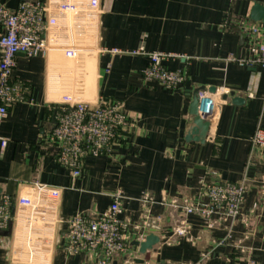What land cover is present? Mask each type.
<instances>
[{"label":"crops","instance_id":"1","mask_svg":"<svg viewBox=\"0 0 264 264\" xmlns=\"http://www.w3.org/2000/svg\"><path fill=\"white\" fill-rule=\"evenodd\" d=\"M39 1L49 3L56 18L52 47L46 56H17L13 76L28 91L0 125V201L9 195L13 214L22 212L16 199L29 196L34 183L58 187L60 196L54 213L34 225L17 220L0 231V264H99L101 253H67L66 220L76 214L95 218L116 194L123 197L120 216L129 223L130 243L118 264L139 258L189 264L203 254L207 264H264V150L252 148L256 129L264 128V66L229 59L257 57L264 23L250 14L264 0H97L96 7L70 0L77 3L64 12L57 6L63 0ZM0 3L15 9L19 0ZM141 48L175 55L163 64L183 70L187 80L175 90L145 81L150 59L133 54ZM200 87L223 100L221 115L204 142L187 141L191 95ZM232 91L244 103L222 98ZM101 96L121 103L130 129L111 155L88 156L82 175L73 177L46 138L62 102L95 104ZM243 180L248 190L236 220L210 227L201 216L168 204L197 200L207 182ZM145 192L155 199L148 207L140 201ZM183 221L187 233L179 235ZM151 229L161 242L143 256L133 243Z\"/></svg>","mask_w":264,"mask_h":264},{"label":"built area","instance_id":"2","mask_svg":"<svg viewBox=\"0 0 264 264\" xmlns=\"http://www.w3.org/2000/svg\"><path fill=\"white\" fill-rule=\"evenodd\" d=\"M84 2L78 0L79 4ZM76 3L63 0L57 6L64 12L74 8ZM87 3L96 7L98 2L88 0ZM51 13V5L39 0H19L15 9L0 3V125L12 105L27 99V84L13 76L17 56H46L51 50V25L56 23V18ZM253 31L258 33L259 29L254 27ZM254 50L258 53L255 59H240L236 56L229 59L240 64L264 66V44L256 46ZM67 54L73 55L74 50L67 49ZM133 54H143L150 59L149 66L143 72L145 81H155L169 90H175L187 80V73L183 70H170L164 66L165 60L175 56L171 53L146 51L141 48ZM200 98L207 100L205 108L200 110V116L210 123L209 132H212L218 125L223 100L209 94L207 90L200 93ZM55 118V126L46 142L56 149L57 161L69 169L73 177L82 175L88 156L111 155L114 145L122 142L131 126L129 116L124 112L121 103L104 96L99 97L95 104L83 100H66L58 107ZM2 144L5 146L7 142L2 141ZM252 148L255 153L264 150L263 127L256 129ZM247 190L246 180L239 183L207 182L199 190L197 200L173 198L168 204L183 210L186 215L201 216L212 227L218 221L229 218L236 220L239 217ZM59 196L60 188L34 183L29 196L16 199L22 212L13 214V197L3 195L0 201V231L17 220L34 225L38 217L54 213ZM122 198L121 194L114 195L108 210L95 218L76 214L66 220L68 254L101 253L105 259L99 264H113L116 257L128 253L129 223L120 216L123 211ZM140 201L148 207L155 199L152 194L145 192ZM176 233H187L186 221L176 229ZM144 239L142 237L141 241ZM206 259L207 255L203 254L200 261L189 264H207ZM122 264L137 263L129 261ZM143 264L157 263L149 261Z\"/></svg>","mask_w":264,"mask_h":264},{"label":"water","instance_id":"3","mask_svg":"<svg viewBox=\"0 0 264 264\" xmlns=\"http://www.w3.org/2000/svg\"><path fill=\"white\" fill-rule=\"evenodd\" d=\"M250 20L255 22H262L264 23V6L261 3H255L251 14ZM205 87H200L194 91L192 96L191 108L190 113L193 117V123L190 126V130L187 134V141H200L204 142L206 140L207 134L210 129V123L204 120L200 116V110L205 108L206 99L202 100L200 98V93L205 91ZM209 91L214 93L217 91L216 87L209 88ZM222 98L224 100H231L235 104H242L244 103L245 99L239 95H237L234 91L230 93H225ZM161 242V235L155 229H151L145 239L143 241H135L133 244L139 246V252L141 255H146L149 251L153 250L155 246L160 244ZM105 257L103 256V260ZM116 259V258H115ZM113 260V264H118ZM137 264L144 263V259L139 258L134 260Z\"/></svg>","mask_w":264,"mask_h":264}]
</instances>
